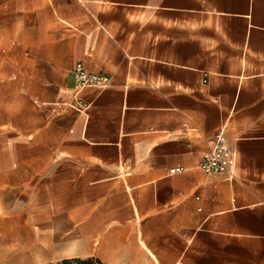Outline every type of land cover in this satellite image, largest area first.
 I'll list each match as a JSON object with an SVG mask.
<instances>
[{"label": "crops", "instance_id": "obj_1", "mask_svg": "<svg viewBox=\"0 0 264 264\" xmlns=\"http://www.w3.org/2000/svg\"><path fill=\"white\" fill-rule=\"evenodd\" d=\"M78 61L109 78L80 108ZM218 132L232 173L207 174ZM26 181L24 245L71 251L85 209L105 258L264 264V0H0V201Z\"/></svg>", "mask_w": 264, "mask_h": 264}, {"label": "rangeland", "instance_id": "obj_2", "mask_svg": "<svg viewBox=\"0 0 264 264\" xmlns=\"http://www.w3.org/2000/svg\"><path fill=\"white\" fill-rule=\"evenodd\" d=\"M48 171L40 170L36 177L39 183V178ZM24 183L21 187V194H12L8 197L7 202L0 201V264H56L63 259L69 258H95L103 264H130L126 260L116 258H105L100 251L104 234L102 233H87V221L89 213L82 209L79 211L78 226L79 232L75 234L64 235L65 242L73 241L74 248L67 252L66 245L57 247V245H24L23 242L30 238L35 243H39L44 236V228L41 218L37 216L26 218L22 213V207H26L27 193L33 187V181ZM30 184V185H29ZM39 189V187H38ZM10 209V213L4 208ZM7 209V210H8ZM3 215V217H2ZM23 222H30L34 234L24 233L21 229ZM111 225H118L114 219H111ZM41 253L46 254L44 256ZM73 254L72 256H66Z\"/></svg>", "mask_w": 264, "mask_h": 264}, {"label": "built area", "instance_id": "obj_3", "mask_svg": "<svg viewBox=\"0 0 264 264\" xmlns=\"http://www.w3.org/2000/svg\"><path fill=\"white\" fill-rule=\"evenodd\" d=\"M74 97L73 107L80 108L83 103L80 100V93L87 87L104 88L109 84V78L89 72L82 62L78 61L74 64ZM235 161V152L227 144L223 133L218 132L215 135L213 146L205 153L198 164L199 168L207 174L232 173V167ZM182 167H176L170 170V173L182 171Z\"/></svg>", "mask_w": 264, "mask_h": 264}, {"label": "bare ground", "instance_id": "obj_4", "mask_svg": "<svg viewBox=\"0 0 264 264\" xmlns=\"http://www.w3.org/2000/svg\"><path fill=\"white\" fill-rule=\"evenodd\" d=\"M100 251L102 252L104 257L109 256V254L113 256H120L124 254V245H102L100 247ZM135 253V257L137 259H143L142 257L145 255L149 259H151L155 264H159L158 259L153 250L148 245H145L142 241H140V245H136Z\"/></svg>", "mask_w": 264, "mask_h": 264}, {"label": "trees", "instance_id": "obj_5", "mask_svg": "<svg viewBox=\"0 0 264 264\" xmlns=\"http://www.w3.org/2000/svg\"><path fill=\"white\" fill-rule=\"evenodd\" d=\"M56 264H103L98 259L95 258H69L63 259Z\"/></svg>", "mask_w": 264, "mask_h": 264}]
</instances>
